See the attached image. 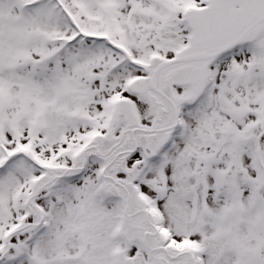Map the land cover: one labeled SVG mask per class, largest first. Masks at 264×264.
<instances>
[{
    "label": "snow or ice",
    "instance_id": "obj_1",
    "mask_svg": "<svg viewBox=\"0 0 264 264\" xmlns=\"http://www.w3.org/2000/svg\"><path fill=\"white\" fill-rule=\"evenodd\" d=\"M0 264H264V0H0Z\"/></svg>",
    "mask_w": 264,
    "mask_h": 264
}]
</instances>
